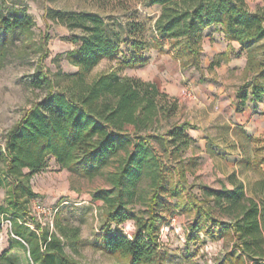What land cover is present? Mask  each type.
Listing matches in <instances>:
<instances>
[{"label": "trees", "instance_id": "16d2710c", "mask_svg": "<svg viewBox=\"0 0 264 264\" xmlns=\"http://www.w3.org/2000/svg\"><path fill=\"white\" fill-rule=\"evenodd\" d=\"M145 4L161 5L155 22L157 36L150 42L143 37V24L127 23L133 53L123 65L144 63L145 50L153 47L162 51L168 40L177 58L189 55L195 67L201 69L204 30L219 24L230 41H238L246 50V68L253 73L238 89L239 102L244 106L248 99L263 96L264 43L260 42L264 40V7L252 11L247 0H145ZM65 23L85 32L74 37L79 44L67 53L68 60L79 69L74 74L59 71L62 77L58 79L46 68L42 57L31 75L32 85L47 89V95L6 131L5 144L0 145V187L7 185L5 202L0 200V232L7 215L16 236L10 242H26L35 264H77L65 249V240L72 246L81 243L80 227L63 226L58 220L57 231H43L39 235L29 224V220H34L32 200L40 195L34 190L32 177L54 157L60 168L90 178L111 167L112 186L93 192V198L103 200L106 208L97 240L105 251L120 255L128 264L164 263L159 232L167 216L159 207L172 208L170 196L182 194L196 211L192 225L196 229L211 218L216 220L213 208L226 200L229 213L234 216L217 231L234 238L236 250L230 253L232 259L239 264H245L247 258L253 264H264V171L259 163L256 168L260 170V178L253 184V195L233 174L230 179L233 188L224 184L219 190L202 185L203 198L199 199L192 190L193 184L188 182L182 157L195 140L188 132L195 125L185 120L175 122L166 132L148 131L177 110V99H171L155 81L121 76L116 70L90 79L103 57L119 55L122 39L96 13L72 14ZM33 24L34 17L26 6H14L7 13L0 9L2 48L15 42L18 36L32 38ZM134 31H140L141 37H135ZM154 140L163 145L164 153ZM241 161L250 159L243 157ZM145 177L151 179L152 190L146 213L139 214L129 206L126 197L134 196ZM128 219L136 223L132 237L113 228L114 223L119 225Z\"/></svg>", "mask_w": 264, "mask_h": 264}, {"label": "rangeland", "instance_id": "374dc122", "mask_svg": "<svg viewBox=\"0 0 264 264\" xmlns=\"http://www.w3.org/2000/svg\"><path fill=\"white\" fill-rule=\"evenodd\" d=\"M247 2L252 11L264 7V0ZM14 6L28 8L34 17V34L29 40L18 36L6 48L0 44V145L5 144L6 131L47 95V89L31 83V75L42 57L46 68L58 79L62 77L59 71L74 74L79 69L68 60L67 53L79 44L74 37L85 32L81 27H69L65 19L72 14L96 13L119 33L122 49L115 58L103 57L92 70L90 79L116 70L121 76L134 75L157 82L171 99H177L179 106L169 118H163L148 131L166 132L175 122L185 120L195 125L188 131L195 140L183 151L182 157L188 182L193 184L192 190L198 198H203L202 185L219 190L224 184L233 188L230 180L233 174L244 182L248 194L253 195V184L260 178L256 165L259 163L264 171V94L259 99H248L244 106L239 102L238 89L253 73L246 68V50L238 41H230L219 24L204 30L201 69L195 67L189 55L177 58L168 40L162 51L153 47L145 50L144 63L126 66L123 61L133 53L126 24H143V37L152 42L157 36L155 22L161 5H146L145 0H0V9L6 13ZM133 34L141 37L140 31ZM65 82L63 79L62 84ZM243 131L252 138L246 137ZM154 142L164 153L163 145L157 140ZM243 157H248L250 162L241 161ZM110 172L111 167H107L90 178L60 168L55 158L50 157L43 172L32 177L34 190L40 194L34 199H40L48 211H43L42 220L31 214L34 220H29L30 227L39 235L43 231H57L58 220L63 226L80 227L81 243L72 246L65 240V249L77 264H128L120 255L105 251L97 240L106 208L103 200L93 198V192L112 186ZM151 190V179L145 177L134 196L126 197L129 206L145 214ZM6 197L7 185L0 187V200L5 202ZM170 201L172 208L159 207L167 216L159 232L163 264H223V261L239 264L230 255L236 250L234 238L217 231L234 216L229 213L226 200L213 208L216 220L211 218L200 229L192 226L196 211L185 194L170 196ZM8 220L4 215L0 264H35L26 242H10L16 236ZM113 228L132 237L136 223L128 219L119 225L114 223ZM253 263L247 258L245 264Z\"/></svg>", "mask_w": 264, "mask_h": 264}, {"label": "built area", "instance_id": "2783aa9c", "mask_svg": "<svg viewBox=\"0 0 264 264\" xmlns=\"http://www.w3.org/2000/svg\"><path fill=\"white\" fill-rule=\"evenodd\" d=\"M43 211H48V208L40 199H34L31 204V214H36L42 220ZM8 223L12 225V222L8 220ZM30 224V223H29ZM32 225V224H30Z\"/></svg>", "mask_w": 264, "mask_h": 264}, {"label": "crops", "instance_id": "0c3cea01", "mask_svg": "<svg viewBox=\"0 0 264 264\" xmlns=\"http://www.w3.org/2000/svg\"><path fill=\"white\" fill-rule=\"evenodd\" d=\"M43 172V171H42Z\"/></svg>", "mask_w": 264, "mask_h": 264}]
</instances>
